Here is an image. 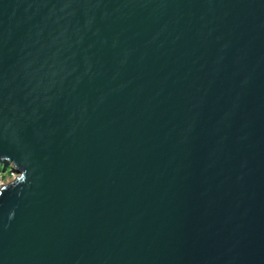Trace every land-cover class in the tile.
I'll list each match as a JSON object with an SVG mask.
<instances>
[{
	"label": "water",
	"instance_id": "1",
	"mask_svg": "<svg viewBox=\"0 0 264 264\" xmlns=\"http://www.w3.org/2000/svg\"><path fill=\"white\" fill-rule=\"evenodd\" d=\"M0 163V264H264V0H0Z\"/></svg>",
	"mask_w": 264,
	"mask_h": 264
},
{
	"label": "rangeland",
	"instance_id": "2",
	"mask_svg": "<svg viewBox=\"0 0 264 264\" xmlns=\"http://www.w3.org/2000/svg\"><path fill=\"white\" fill-rule=\"evenodd\" d=\"M13 177H18V175L9 173L8 169H6L5 171H0V187L7 185V183L11 182Z\"/></svg>",
	"mask_w": 264,
	"mask_h": 264
},
{
	"label": "trees",
	"instance_id": "3",
	"mask_svg": "<svg viewBox=\"0 0 264 264\" xmlns=\"http://www.w3.org/2000/svg\"><path fill=\"white\" fill-rule=\"evenodd\" d=\"M0 168H1V170H2V168H3V166H2V164H1V163H0ZM1 170H0V171H1Z\"/></svg>",
	"mask_w": 264,
	"mask_h": 264
},
{
	"label": "bare ground",
	"instance_id": "4",
	"mask_svg": "<svg viewBox=\"0 0 264 264\" xmlns=\"http://www.w3.org/2000/svg\"><path fill=\"white\" fill-rule=\"evenodd\" d=\"M15 178H17V177H13V179L11 180V182H12Z\"/></svg>",
	"mask_w": 264,
	"mask_h": 264
},
{
	"label": "built area",
	"instance_id": "5",
	"mask_svg": "<svg viewBox=\"0 0 264 264\" xmlns=\"http://www.w3.org/2000/svg\"><path fill=\"white\" fill-rule=\"evenodd\" d=\"M10 183V182H9ZM8 184V183H7ZM5 186V185H4Z\"/></svg>",
	"mask_w": 264,
	"mask_h": 264
}]
</instances>
